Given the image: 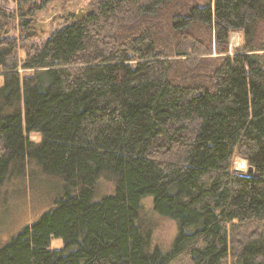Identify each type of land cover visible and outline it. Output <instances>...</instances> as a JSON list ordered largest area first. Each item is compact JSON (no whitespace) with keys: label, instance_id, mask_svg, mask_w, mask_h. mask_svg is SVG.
<instances>
[{"label":"trees","instance_id":"1","mask_svg":"<svg viewBox=\"0 0 264 264\" xmlns=\"http://www.w3.org/2000/svg\"><path fill=\"white\" fill-rule=\"evenodd\" d=\"M7 1L0 189L36 167L58 191L0 264H264V0H93L45 39L34 16L50 0ZM145 196L177 223L167 251Z\"/></svg>","mask_w":264,"mask_h":264},{"label":"rangeland","instance_id":"2","mask_svg":"<svg viewBox=\"0 0 264 264\" xmlns=\"http://www.w3.org/2000/svg\"><path fill=\"white\" fill-rule=\"evenodd\" d=\"M93 0H50V2L34 16V29L36 34L44 35L43 39L55 27H59L70 20L69 13L76 16L90 10V2ZM4 8L14 11V0H8ZM68 15L67 20L62 17ZM60 16V17H59ZM146 20V19H145ZM17 21V19H16ZM264 31V25L261 26ZM261 29V30H262ZM11 35L18 36V30L11 31ZM39 38V39H38ZM40 43V37L37 40ZM242 36L239 31L229 33V53L241 44ZM20 58L23 50H19ZM1 82V78H0ZM30 139L38 140V135L30 134ZM241 158L245 165L243 168L235 167V160ZM233 166L236 170L247 171L246 160L239 155L233 158ZM114 185V183H113ZM112 181L106 177H100L96 191L98 196L108 194L112 190ZM0 192V245L19 232L25 225H29L40 217L49 208L52 199L58 191V183L39 172L36 167L29 168L22 177H15L1 187ZM140 220L142 224L150 228L151 246L157 245L162 251H167L176 234L177 223L174 219L158 214L152 207V197L145 196L140 200ZM63 245L62 239L52 238L50 248H58Z\"/></svg>","mask_w":264,"mask_h":264},{"label":"bare ground","instance_id":"3","mask_svg":"<svg viewBox=\"0 0 264 264\" xmlns=\"http://www.w3.org/2000/svg\"><path fill=\"white\" fill-rule=\"evenodd\" d=\"M244 165H245V162H244L243 159H241V158H237V159L235 160V167H237V168H243Z\"/></svg>","mask_w":264,"mask_h":264},{"label":"water","instance_id":"4","mask_svg":"<svg viewBox=\"0 0 264 264\" xmlns=\"http://www.w3.org/2000/svg\"><path fill=\"white\" fill-rule=\"evenodd\" d=\"M247 171H248V172H252V171H253V167H252V166H248V167H247Z\"/></svg>","mask_w":264,"mask_h":264}]
</instances>
